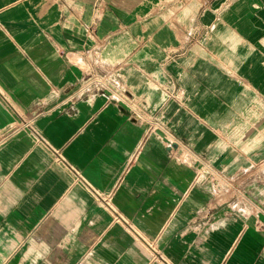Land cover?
Listing matches in <instances>:
<instances>
[{
  "label": "crops",
  "instance_id": "obj_1",
  "mask_svg": "<svg viewBox=\"0 0 264 264\" xmlns=\"http://www.w3.org/2000/svg\"><path fill=\"white\" fill-rule=\"evenodd\" d=\"M12 129L0 264H264V0H0Z\"/></svg>",
  "mask_w": 264,
  "mask_h": 264
},
{
  "label": "built area",
  "instance_id": "obj_2",
  "mask_svg": "<svg viewBox=\"0 0 264 264\" xmlns=\"http://www.w3.org/2000/svg\"><path fill=\"white\" fill-rule=\"evenodd\" d=\"M91 82L95 85H97L101 90H110L109 87L107 86L106 82L104 80H102V78L99 77H93V79L91 80ZM33 118L29 119L27 122H23L22 126H24L25 124L30 125L31 121ZM15 132V129L12 130H8V132L3 133L0 136V142H2L9 134H12Z\"/></svg>",
  "mask_w": 264,
  "mask_h": 264
},
{
  "label": "water",
  "instance_id": "obj_3",
  "mask_svg": "<svg viewBox=\"0 0 264 264\" xmlns=\"http://www.w3.org/2000/svg\"><path fill=\"white\" fill-rule=\"evenodd\" d=\"M160 135H164V133L160 130L157 131Z\"/></svg>",
  "mask_w": 264,
  "mask_h": 264
}]
</instances>
